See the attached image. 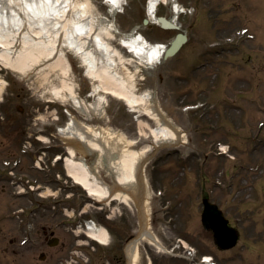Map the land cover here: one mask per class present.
I'll list each match as a JSON object with an SVG mask.
<instances>
[{"label": "rangeland", "instance_id": "374dc122", "mask_svg": "<svg viewBox=\"0 0 264 264\" xmlns=\"http://www.w3.org/2000/svg\"><path fill=\"white\" fill-rule=\"evenodd\" d=\"M88 1L97 25L101 18H111L105 0ZM148 3L128 0L115 19V38L107 42L132 60L128 68L136 96L153 95L145 105L157 106L184 133L186 143L155 147L148 129L140 135V122L151 128L157 124L145 114L132 112L124 101L94 95L96 83L72 51H67L68 82L83 102L82 110L53 99L51 88H60L59 79L41 86L36 72L24 77L2 68L0 79L7 86L0 101V264H65L75 251L81 252L78 264H108L109 249L85 235L87 223L92 220L107 227L117 249H128L127 235L140 231L134 204L97 202L69 178L64 161L48 164L56 152L48 146L57 145L68 156L58 131L67 128L71 114L80 124L135 140L134 150L151 147L146 154L145 210L149 230L165 250L148 239L140 241L138 264H193L203 256L212 257L216 264H264V0H179L194 10L191 16L176 19L180 30L164 29L156 18L150 20ZM156 16L171 19L173 12L170 6H161ZM145 19L148 25L143 24ZM137 27L151 44L169 47L178 33L185 32L189 41L173 58L142 63L119 41ZM102 97L105 102L99 103ZM221 146H226L227 155L219 154ZM97 155L79 153L112 185L115 175ZM40 156L44 168L50 165L46 172L34 165ZM55 175L61 177L59 193L57 184L47 183ZM18 184L44 185L42 193L50 188L58 198L19 194ZM204 197L218 204L239 228L241 238L234 249L219 250L212 232L203 228ZM64 208L69 214L75 210V218L69 219ZM109 209L116 211L112 220L106 217ZM77 220L83 224L81 231L75 226ZM62 221L65 224L58 226ZM45 227L55 231L56 247L45 241ZM182 242L196 251L195 258L183 257Z\"/></svg>", "mask_w": 264, "mask_h": 264}, {"label": "bare ground", "instance_id": "6f19581e", "mask_svg": "<svg viewBox=\"0 0 264 264\" xmlns=\"http://www.w3.org/2000/svg\"><path fill=\"white\" fill-rule=\"evenodd\" d=\"M105 1L111 7V18H101L100 25H97L88 0H0V70L5 68L24 77L36 72L41 86L59 79L60 88L56 85L51 88L53 99L64 105L71 102L76 109L82 110L84 104L68 82L71 64L67 51H72L82 60L86 75L96 83L94 95L103 93L124 101L132 112L145 114L157 124L156 128H151L140 122V135L145 136L144 129H148L155 147L161 143L173 146L180 140L186 143L184 133L167 121L156 106L145 105L153 95L136 96L133 73L128 68L132 60L125 59L120 51L107 42L115 38V19L128 0ZM169 1L151 0L148 4L150 20L158 18V5L161 2L169 4ZM178 15L179 11L176 10L174 19ZM138 30L135 28L130 35L122 36L120 44L142 63L162 61L168 47L149 43ZM6 86L7 83L0 79V101ZM104 102L105 98H100L99 103ZM60 134L68 149L65 167L74 183L97 202L119 201L131 206L132 198L122 191L114 193V187L105 183L97 171L87 164V160L79 157V153L83 156L89 153L102 155L115 175V181L123 187L136 185L140 181V168L151 147L134 150L138 144L135 140L119 138L111 131L80 124L72 114L67 128L61 129ZM88 226L86 233L89 238L102 245L108 244V232L96 230L92 223H88ZM141 236L144 237L142 241L147 236L151 244L157 243L149 232L143 231ZM136 242H132L127 250L129 261L138 260Z\"/></svg>", "mask_w": 264, "mask_h": 264}, {"label": "water", "instance_id": "95a60500", "mask_svg": "<svg viewBox=\"0 0 264 264\" xmlns=\"http://www.w3.org/2000/svg\"><path fill=\"white\" fill-rule=\"evenodd\" d=\"M160 21L166 27H174L165 19H160ZM145 23H147V21H145ZM185 41L186 37L183 35H179L166 52L165 57L169 58L174 56L180 50ZM141 172L142 171L140 170V181L137 185V192L133 191V186H126L123 188L116 186V189L122 190L125 193H128L132 197H134L143 217L142 195L144 191V184ZM202 223L206 230L213 231L215 242L220 249L227 250L236 246L239 239L238 231L229 226V222L225 218L223 212L216 205L212 204L208 199L204 200V212L202 215Z\"/></svg>", "mask_w": 264, "mask_h": 264}, {"label": "flooded vegetation", "instance_id": "af4514ba", "mask_svg": "<svg viewBox=\"0 0 264 264\" xmlns=\"http://www.w3.org/2000/svg\"><path fill=\"white\" fill-rule=\"evenodd\" d=\"M51 135L54 136L52 133H51ZM59 148L60 147L53 146V149L56 150V152L53 153L52 156L48 160V164H50L51 166L53 164V160L56 158L57 155L64 154V151L59 150ZM48 164H47V166H50ZM47 181H48L47 183H49L51 185L57 184L56 190H57V192H59L58 191L59 186L62 184L59 179L48 177V180ZM63 223L64 222H61L58 225H63ZM30 225H31V227H33L31 223H30ZM44 235H45V241L48 243V245L49 246L53 245L54 241L56 240L55 239V231L54 230H51L50 228H46L45 227L44 228ZM132 236H133V231L131 230L129 232V234L127 235V237H126L125 240L128 241V239H130ZM49 238H51V240ZM29 242H31V241H29ZM108 251H109V257H110L109 260H112L108 264H126V262H127L126 253H125V251H124L123 248H121L119 250L117 248H115V242L111 244V246L109 247V250Z\"/></svg>", "mask_w": 264, "mask_h": 264}, {"label": "snow or ice", "instance_id": "6c2138e0", "mask_svg": "<svg viewBox=\"0 0 264 264\" xmlns=\"http://www.w3.org/2000/svg\"><path fill=\"white\" fill-rule=\"evenodd\" d=\"M109 2H115V0H109Z\"/></svg>", "mask_w": 264, "mask_h": 264}]
</instances>
